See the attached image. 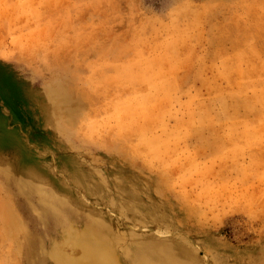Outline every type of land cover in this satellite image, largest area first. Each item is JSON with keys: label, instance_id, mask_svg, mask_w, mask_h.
<instances>
[{"label": "rangeland", "instance_id": "rangeland-1", "mask_svg": "<svg viewBox=\"0 0 264 264\" xmlns=\"http://www.w3.org/2000/svg\"><path fill=\"white\" fill-rule=\"evenodd\" d=\"M91 258L264 264V0H0V264Z\"/></svg>", "mask_w": 264, "mask_h": 264}, {"label": "bare ground", "instance_id": "bare-ground-1", "mask_svg": "<svg viewBox=\"0 0 264 264\" xmlns=\"http://www.w3.org/2000/svg\"><path fill=\"white\" fill-rule=\"evenodd\" d=\"M91 261L93 262V264H108L107 261L102 258H91Z\"/></svg>", "mask_w": 264, "mask_h": 264}]
</instances>
